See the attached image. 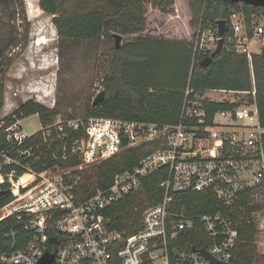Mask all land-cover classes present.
I'll use <instances>...</instances> for the list:
<instances>
[{"label": "built area", "instance_id": "obj_1", "mask_svg": "<svg viewBox=\"0 0 264 264\" xmlns=\"http://www.w3.org/2000/svg\"><path fill=\"white\" fill-rule=\"evenodd\" d=\"M227 23L232 33L223 35L222 48L251 60L250 46L254 37L264 36V25L253 21L249 34L243 14L234 8ZM204 31L214 49L219 38L216 23ZM199 41V47H205L204 38L200 36ZM206 91L185 89L177 122L57 115L41 126L44 139L51 128L60 138L81 131L69 148V155L79 162L55 178H46V174L57 166L39 172L23 166L21 173H0V190L1 184H6L4 189L11 194L0 206V221L14 216L17 223L2 231L0 264H40L46 252L54 255L49 264H212L199 251L202 248L215 260L230 263L241 226L252 223L264 233V127L254 102L211 100ZM207 102L228 106L208 119ZM5 132L7 139L17 144L27 136L19 131L17 122ZM143 144L147 153L132 168L115 173L109 186L80 199L75 192L79 177L73 178L71 171L99 163L124 147ZM62 146L61 158L66 159L65 144ZM23 153L33 155L31 148ZM2 157L3 163L19 165L7 154ZM159 170L165 174L158 184L161 195L143 208L140 227L129 234L112 228L104 213L106 206L140 190L143 179ZM34 179L31 188L23 191ZM246 191L250 192L249 209L242 204ZM192 197L213 199L224 209L236 205L237 209L200 212L195 208L199 199L193 204L185 201Z\"/></svg>", "mask_w": 264, "mask_h": 264}, {"label": "trees", "instance_id": "obj_2", "mask_svg": "<svg viewBox=\"0 0 264 264\" xmlns=\"http://www.w3.org/2000/svg\"><path fill=\"white\" fill-rule=\"evenodd\" d=\"M65 1L39 0L38 3L45 13L53 15L52 23L59 37L60 50L67 48L68 43L92 42L105 35L112 36L114 33L137 34L133 40L121 44L119 48L112 47L108 69L101 80L104 98L94 105L93 100L89 98L85 107V117L104 116L159 123L177 122L187 87L198 91L226 89L247 91L246 100L256 104L259 123L264 127V48L259 53H252L249 60L245 54L227 51L223 47L219 53L212 55L206 66H203L201 61L211 55L213 49L200 48L199 44L186 39H166L140 34L145 29L143 4L147 0H102L101 7L63 12ZM150 1L162 12H166L174 2V0ZM188 6L191 12L189 25L194 29L199 28L198 37L210 25L214 26L216 20L227 21L232 8L236 9L238 6L242 8L241 13L249 34L253 14L257 12L264 15V6L231 0H188ZM0 9L7 16L11 26L8 37L0 43L1 110L6 73L14 62L10 52L20 44L27 43L30 21L27 18L24 0H0ZM16 20H20L17 25ZM230 33L232 31L228 26L224 36ZM252 90L255 91L254 94L251 93ZM56 106L50 108L30 99L0 119L1 174L12 170L21 173L23 166H29L39 172L56 166L67 168L79 162L75 156L69 155L71 140L81 136L79 130L71 132L66 138H60L51 128L50 134L44 139L43 131L40 129L27 135L19 144L9 141L6 137L5 129L8 126L31 114H37L42 127L50 124L59 115ZM226 106L228 104L222 102H207L208 119L216 110ZM63 144L68 155L66 159L61 158ZM29 148L33 155L23 153ZM146 153L145 144L124 147L112 157L92 164L86 169L71 171L73 178L79 177L75 192L80 199H85L98 188H106L115 173L132 168ZM2 154H7L19 165L3 163ZM164 175L163 170L155 171L143 179L140 190L124 195L107 205L104 213L109 216L111 227L125 230L128 234L135 232L141 225L143 208L154 204L160 197L158 184ZM34 182L36 179L29 183ZM7 187L6 184H1V188ZM243 195L242 204L246 209L252 208L248 201L250 192L246 191ZM10 199L11 194L2 196L0 206ZM194 199L199 198L192 197L191 201H185L193 204ZM195 208L200 212H208L221 207L213 199H199ZM236 209V205L232 208H221L225 212L231 210L234 212ZM6 225L17 226L15 217L0 221V239ZM260 235L262 233L258 232L252 223L241 226L230 264H255L258 260L264 262V245L259 239ZM195 244L198 246V243Z\"/></svg>", "mask_w": 264, "mask_h": 264}, {"label": "rangeland", "instance_id": "obj_3", "mask_svg": "<svg viewBox=\"0 0 264 264\" xmlns=\"http://www.w3.org/2000/svg\"><path fill=\"white\" fill-rule=\"evenodd\" d=\"M27 18L30 21L28 41L13 50L10 55L14 62L8 69L4 81L3 103L0 119L11 114L19 105L30 99L43 105L56 108L62 117H85V107L89 98L102 90V77L108 69L115 40L112 36H102L94 41H83L78 44L68 43L67 48L60 50L59 37L52 23L53 15L45 13L39 6V0H24ZM103 6L102 0H66L63 12H72L81 8ZM145 10V29L141 35L156 36L166 39H186L198 44L199 28H191V12L188 0H174L166 12L147 0ZM237 11L242 12L240 6ZM256 25H264V15L253 14ZM10 21L0 9V43L8 37ZM20 20H16V25ZM137 34H121V44L131 41ZM204 38L205 49L213 48L212 40L206 31L200 34ZM250 50L259 53L264 47V36L254 37ZM202 48V47H200ZM61 51V52H60ZM61 53V54H60ZM207 98L216 101L241 100L245 102L246 94H230L222 91L208 90ZM70 117V116H69ZM217 119H222L218 116ZM19 131L31 135L41 128L37 114H31L16 121ZM122 150V149H121ZM120 150V151H121ZM118 153V152H117ZM72 168H55L46 174V178L64 176ZM86 169V168H84ZM70 177V176H68ZM32 184L27 183L22 190H28ZM264 245V233L259 237ZM260 242V243H261ZM263 262L258 260L256 263Z\"/></svg>", "mask_w": 264, "mask_h": 264}, {"label": "water", "instance_id": "obj_4", "mask_svg": "<svg viewBox=\"0 0 264 264\" xmlns=\"http://www.w3.org/2000/svg\"><path fill=\"white\" fill-rule=\"evenodd\" d=\"M233 2H243L246 4H251L254 6H264V0H231ZM216 25H217V34L219 36L216 46L213 49V52L211 55H208L204 60L201 61V65L206 66L212 59V55L219 53L222 50V45H223V35L228 29V24L225 19H218L216 20ZM114 40H115V47L119 48L121 45V35L119 33H114L113 34ZM104 91L101 90L99 91L95 97L93 98L92 105L96 104L98 101L102 100L104 98ZM9 193L8 189H2L0 190V198L6 194ZM199 251L206 257L208 258L212 264H230L227 262H220L215 260L210 254L205 250V249H199ZM54 255L51 252H46L45 255L40 259V264H49L53 261Z\"/></svg>", "mask_w": 264, "mask_h": 264}]
</instances>
